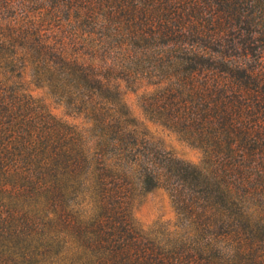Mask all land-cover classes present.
<instances>
[{"label": "trees", "instance_id": "1", "mask_svg": "<svg viewBox=\"0 0 264 264\" xmlns=\"http://www.w3.org/2000/svg\"><path fill=\"white\" fill-rule=\"evenodd\" d=\"M158 189L176 222L146 231ZM52 228L69 264H264V0H0V264Z\"/></svg>", "mask_w": 264, "mask_h": 264}, {"label": "rangeland", "instance_id": "2", "mask_svg": "<svg viewBox=\"0 0 264 264\" xmlns=\"http://www.w3.org/2000/svg\"><path fill=\"white\" fill-rule=\"evenodd\" d=\"M123 88L124 98L131 113L141 124H143L153 138L160 141L168 150H171L180 158L194 164L201 163L202 156L199 151L191 148L176 134L149 121L145 117L140 107V98L145 92L144 89L138 92H133L132 90L127 89L125 85ZM29 90L36 98L45 100L53 115L58 119H63L70 124H76L81 127L84 126L81 119L70 117L67 115V112L63 107L48 99L43 90L36 89L33 86L29 87ZM135 217L139 225L146 231L158 228L163 224L173 226L176 222V213L170 197L163 189L155 190L147 195L142 204L136 208ZM50 218H45V221L48 222ZM46 231L53 232H47V235L44 236H34V241H27V243H32V246L38 247L36 249V254L38 255L36 259L37 262L34 264H69L65 258L69 257L70 253H65V249L60 250L55 246L56 240L54 239V236H56V233L54 232V228L47 229ZM69 239L70 238L67 235L62 234V241H68Z\"/></svg>", "mask_w": 264, "mask_h": 264}]
</instances>
